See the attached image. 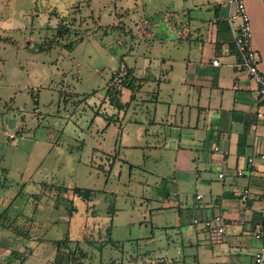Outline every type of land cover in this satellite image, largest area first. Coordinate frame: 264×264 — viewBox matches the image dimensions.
<instances>
[{
	"label": "rangeland",
	"instance_id": "1",
	"mask_svg": "<svg viewBox=\"0 0 264 264\" xmlns=\"http://www.w3.org/2000/svg\"><path fill=\"white\" fill-rule=\"evenodd\" d=\"M177 10L168 0H0V246L26 252L25 244L33 249L28 262H41L54 255L49 240L68 232L85 264H121L145 252L153 261L192 262L176 210L161 207L156 174L139 168L145 147L134 145L149 120L143 100L124 105L122 116L102 102L113 71L159 76L187 31ZM59 26L68 32L54 40ZM129 163L138 164L130 176ZM73 186L94 189L93 200L71 196ZM36 193L40 226L31 233L43 240L23 241Z\"/></svg>",
	"mask_w": 264,
	"mask_h": 264
},
{
	"label": "crops",
	"instance_id": "2",
	"mask_svg": "<svg viewBox=\"0 0 264 264\" xmlns=\"http://www.w3.org/2000/svg\"><path fill=\"white\" fill-rule=\"evenodd\" d=\"M245 5L264 72V0H245ZM168 7L186 17L184 37L163 58L159 76H147L133 99L129 89L122 88L120 100L125 107L143 100L149 111L148 126L138 135L142 143L134 145L145 147L144 166L139 168L160 180L154 188L161 187V207L175 209L176 221L191 225L185 230L179 225L177 232L186 235L192 262L184 255L180 263L153 261L151 252H145L121 264H250L260 245L252 231L264 219V159L258 157L264 152V100L235 46L229 0H168ZM123 109L117 110L118 116ZM147 160L150 165L145 167ZM137 166L129 163L128 176ZM237 169L241 175L235 174ZM244 189L248 192L242 198ZM215 214H221L226 225L219 238L202 223ZM39 226L34 217L33 237L37 235L31 231ZM14 250L20 253L13 255ZM32 252L0 246V264H58L52 261L55 251L51 258L30 263ZM60 264L69 263L64 258Z\"/></svg>",
	"mask_w": 264,
	"mask_h": 264
},
{
	"label": "trees",
	"instance_id": "3",
	"mask_svg": "<svg viewBox=\"0 0 264 264\" xmlns=\"http://www.w3.org/2000/svg\"><path fill=\"white\" fill-rule=\"evenodd\" d=\"M67 32H68L67 27H64V29L61 26L57 27V29L55 30L54 40L56 38L58 39L59 37L64 36V34ZM67 47L71 49L73 47V43L69 42L67 44ZM147 80H148L147 76L135 75L134 69L132 67L127 68L123 75L119 74L117 70L113 71L105 85L102 102L113 105L117 110L123 109L124 104L120 100L121 89L123 87L129 89L130 99H133L137 91L144 85V83ZM96 112H98V110H96ZM17 133L22 134L21 131H17ZM44 187L47 188V183H44ZM50 187H52V185H50ZM55 187L58 189V192L61 190H64V192H66L68 190V187H62V186H55ZM71 194H72L71 196H77L85 202H91L93 200L94 189L80 187V186H73L71 187ZM33 197H34V206L32 210L33 213L32 216L28 218V223H31L34 218L33 215H35L34 213L37 209V202L40 200V194L36 193L33 195ZM68 202L70 203L68 207L69 217H72L77 208L73 204L72 197L68 198ZM6 211L7 208H4L0 212V219L5 216ZM30 225L29 227H31ZM110 226L111 225L107 227L108 231H110ZM19 236L20 238H22L21 240L23 241L26 239L27 240L33 239L35 241L43 240L42 238H40V236L32 237L28 228H26L24 231L22 230ZM50 241L55 247V255L52 260L54 263L60 264L64 261L65 258L69 264H85L83 259H85L86 252L80 247L78 241L74 242V240L69 237L68 232H66L62 238L52 239ZM24 246L27 249V253L31 252L32 250L31 247L28 248L25 244ZM18 253H20L18 250H14L12 252L13 255H16ZM26 255L27 254H24L23 258Z\"/></svg>",
	"mask_w": 264,
	"mask_h": 264
},
{
	"label": "built area",
	"instance_id": "4",
	"mask_svg": "<svg viewBox=\"0 0 264 264\" xmlns=\"http://www.w3.org/2000/svg\"><path fill=\"white\" fill-rule=\"evenodd\" d=\"M229 4L232 12L228 16V22L233 33L235 46L240 54L242 64L256 83L259 98L264 100V72L260 67L259 58L252 45V27L245 0H229ZM212 62L215 65L219 63L218 59H213ZM258 157L264 159V152L259 153ZM252 160V157L248 158L249 162ZM235 174L241 175L242 170L237 169ZM223 175L222 172L218 174L220 178ZM247 192V189L243 190L242 198L246 197ZM196 197L200 198L201 194H197ZM194 222H197V220L194 219ZM202 223L205 227L211 229L215 238H219L226 231V225L221 214H215L203 220ZM252 233L254 238L260 241V245L253 254L250 264H264V219L255 224Z\"/></svg>",
	"mask_w": 264,
	"mask_h": 264
}]
</instances>
